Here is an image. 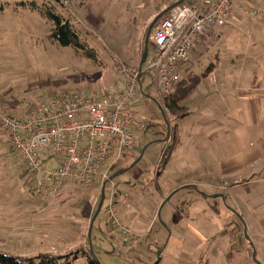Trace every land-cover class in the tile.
Here are the masks:
<instances>
[{
    "label": "crops",
    "instance_id": "crops-1",
    "mask_svg": "<svg viewBox=\"0 0 264 264\" xmlns=\"http://www.w3.org/2000/svg\"><path fill=\"white\" fill-rule=\"evenodd\" d=\"M240 3L246 13L232 12L231 3L219 36L192 51L191 64L182 71L191 87L187 94L174 86L184 109L168 124L154 176L132 164L128 170L137 169L134 182L110 198L133 229V238L124 240L108 225L105 213L95 225L97 197L109 182L100 179L91 185V192L97 190L91 204L78 197L81 219L73 224L67 211L66 217L59 212L77 198L78 185L47 198L30 194L22 178L13 188L12 179L8 185L0 181V213L7 211L14 231L31 237L32 224L53 227L61 219L65 233L82 234L91 222V228L97 226L94 253L102 264H264V0ZM114 78L104 86L120 89ZM22 104L12 93L0 94L2 109L17 114ZM7 163L0 159L2 176L9 174L3 168ZM67 263L77 262L71 258Z\"/></svg>",
    "mask_w": 264,
    "mask_h": 264
},
{
    "label": "rangeland",
    "instance_id": "rangeland-1",
    "mask_svg": "<svg viewBox=\"0 0 264 264\" xmlns=\"http://www.w3.org/2000/svg\"><path fill=\"white\" fill-rule=\"evenodd\" d=\"M163 1L0 0V94L12 93L15 98L25 103L36 95H49L55 89L62 88H73L82 94L90 93L93 88L101 92L114 91V88L104 86V82L110 77L115 76L116 79L114 56L133 69H139L149 30L150 40L143 62L144 69L152 61L156 47L151 38L161 18ZM240 4V0H232V12L246 13V7L243 10ZM52 9L72 19L74 28L80 34L81 46L60 45L52 36L53 21L47 16V12ZM164 97L156 89L153 76L145 74L143 90L134 101L131 114L146 124V130L140 134L133 150L127 153L113 170L137 164V169L150 177L154 176L158 158L162 155L161 142H164L167 135L168 124L177 114L167 106ZM2 158L8 161L3 168L9 174H0V181H5L8 185L12 179L15 183L9 186L13 188L22 178V185L29 188L28 181L30 178L34 181L35 177L31 176L20 156L11 149L7 134L1 129L0 159ZM20 166L23 169L20 170ZM137 169L134 172L125 170L107 183L106 192L108 189L111 191L106 195L101 209L98 211V206L93 215L95 225L104 220L105 208L111 196L124 185L128 186V183L134 182ZM92 187L75 186L74 194L78 195L77 198L66 202L68 205H64L65 211L56 212L64 217L69 213L72 216V224L81 219L78 206L82 202L78 197L82 195L86 198V202L82 204H91L93 199L97 198L100 200V196L95 194L96 189L91 192ZM4 190L7 191V188ZM187 211L188 209H185V212ZM6 214L7 211L0 213L1 253L17 257L43 253L69 254L86 246L90 253L94 254V249L96 251L97 226L91 228V222L81 229L82 234L72 231L69 234L64 232L61 219L58 220L55 215L57 220L53 227L41 228L38 224H32L33 228L29 226L28 232L32 235L29 237L14 231V224L8 223L9 217ZM86 222L88 224V219ZM88 228L91 230L90 236L87 234V239L83 240V236L89 232ZM109 260L117 262L116 259ZM39 261L40 259L37 264H41ZM74 261L76 264H89V258L84 253H80ZM130 262L138 263L134 259ZM58 264L70 263L61 261Z\"/></svg>",
    "mask_w": 264,
    "mask_h": 264
},
{
    "label": "built area",
    "instance_id": "built-area-1",
    "mask_svg": "<svg viewBox=\"0 0 264 264\" xmlns=\"http://www.w3.org/2000/svg\"><path fill=\"white\" fill-rule=\"evenodd\" d=\"M231 3L163 1L165 13L151 38L156 47L154 57L146 68L162 95L182 80L192 51L219 36L227 24ZM114 66L115 82L122 86L118 90L93 88L82 94L73 88L55 89L49 95L29 98L17 114L0 108V129L6 132L11 149L26 170L35 176L30 194L54 198L72 184L88 187L97 179L110 181L117 163L133 150L146 130V124L131 114L142 88V73L117 56ZM105 214L108 225L121 232L124 240L133 238V229L125 223L117 202L110 200Z\"/></svg>",
    "mask_w": 264,
    "mask_h": 264
},
{
    "label": "trees",
    "instance_id": "trees-1",
    "mask_svg": "<svg viewBox=\"0 0 264 264\" xmlns=\"http://www.w3.org/2000/svg\"><path fill=\"white\" fill-rule=\"evenodd\" d=\"M48 18H50L53 21V29H52V36L58 41L60 45L63 46H70V45H78L81 46L82 44L79 43L80 34L79 32L74 28V24L72 22V19L69 17H65L61 13H58L54 11L53 9L47 12ZM155 26V25H154ZM144 51V50H143ZM145 74L149 77L151 76V72L148 69H144L141 75V84L142 88L139 90V93L143 90V79L145 77ZM150 74V75H149ZM186 80H181L176 86V91L183 89V96L187 94L190 86H187ZM175 89L174 87L171 89V92L166 95L165 101L167 102V106L172 109L173 112L182 111L184 107L179 105V101L181 97L179 95L175 96ZM139 95V94H138ZM182 96V97H183ZM130 168L129 166H126L123 169H119L121 172L128 170ZM118 170H113L110 174H114ZM101 199V197H100ZM100 200L96 204L95 211L97 207L99 206ZM94 211V213H95ZM80 253H84L89 258V264H102L101 261L98 259L96 254H92L89 251L88 247H85L83 249H78L72 253L69 254H49V253H43L37 256H29V257H17L14 255L4 254L0 252V264H37L38 260L41 264H58L61 261L69 262L70 259H75L79 257Z\"/></svg>",
    "mask_w": 264,
    "mask_h": 264
},
{
    "label": "water",
    "instance_id": "water-1",
    "mask_svg": "<svg viewBox=\"0 0 264 264\" xmlns=\"http://www.w3.org/2000/svg\"><path fill=\"white\" fill-rule=\"evenodd\" d=\"M165 13V11H162L161 13H160V17L163 15ZM149 32H150V30H149ZM149 32H148V34H147V38H146V46H145V48H144V51H143V55H142V60H141V62H140V66H139V71H140V74L142 73V71H143V62H144V60H145V57H146V54H147V49H148V42H149V40H150V38H149ZM117 173H115L114 175H116ZM113 178V175H112V177H111V179ZM105 194H106V192H105V186L103 187V190H102V196H101V199H100V202H99V208H98V211L101 209V207H102V204H103V201H104V199H105Z\"/></svg>",
    "mask_w": 264,
    "mask_h": 264
}]
</instances>
